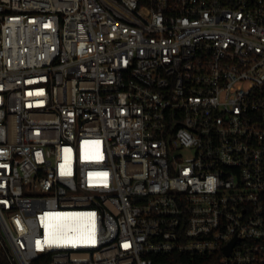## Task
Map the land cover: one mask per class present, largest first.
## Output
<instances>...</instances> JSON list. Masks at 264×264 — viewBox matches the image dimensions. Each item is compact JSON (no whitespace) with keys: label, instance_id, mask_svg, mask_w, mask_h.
Instances as JSON below:
<instances>
[{"label":"built area","instance_id":"1","mask_svg":"<svg viewBox=\"0 0 264 264\" xmlns=\"http://www.w3.org/2000/svg\"><path fill=\"white\" fill-rule=\"evenodd\" d=\"M1 257L264 264V0H0Z\"/></svg>","mask_w":264,"mask_h":264},{"label":"bare ground","instance_id":"2","mask_svg":"<svg viewBox=\"0 0 264 264\" xmlns=\"http://www.w3.org/2000/svg\"><path fill=\"white\" fill-rule=\"evenodd\" d=\"M70 224H71V223H70ZM63 226H64L65 229L69 228V225H68V227H67L65 224H64ZM71 226H72V225H71ZM71 228L73 229V227H71Z\"/></svg>","mask_w":264,"mask_h":264},{"label":"trees","instance_id":"3","mask_svg":"<svg viewBox=\"0 0 264 264\" xmlns=\"http://www.w3.org/2000/svg\"><path fill=\"white\" fill-rule=\"evenodd\" d=\"M1 262L5 264V261H4V259L2 257H1Z\"/></svg>","mask_w":264,"mask_h":264},{"label":"snow or ice","instance_id":"4","mask_svg":"<svg viewBox=\"0 0 264 264\" xmlns=\"http://www.w3.org/2000/svg\"><path fill=\"white\" fill-rule=\"evenodd\" d=\"M39 243V242H38Z\"/></svg>","mask_w":264,"mask_h":264}]
</instances>
